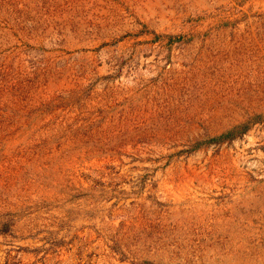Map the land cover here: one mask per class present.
Here are the masks:
<instances>
[{"label":"rangeland","instance_id":"1","mask_svg":"<svg viewBox=\"0 0 264 264\" xmlns=\"http://www.w3.org/2000/svg\"><path fill=\"white\" fill-rule=\"evenodd\" d=\"M0 264H264V0H0Z\"/></svg>","mask_w":264,"mask_h":264}]
</instances>
